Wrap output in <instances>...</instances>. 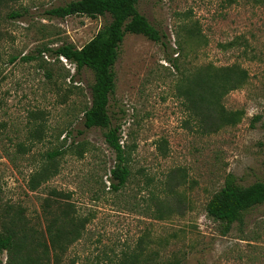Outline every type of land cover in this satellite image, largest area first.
Returning <instances> with one entry per match:
<instances>
[{
  "label": "rangeland",
  "instance_id": "obj_1",
  "mask_svg": "<svg viewBox=\"0 0 264 264\" xmlns=\"http://www.w3.org/2000/svg\"><path fill=\"white\" fill-rule=\"evenodd\" d=\"M70 1L0 0L1 216L20 214L45 241V202L81 221L80 238L50 251L48 264H264V203L227 230L205 212L225 182L264 181V0H138L164 38L125 34L113 67L108 114L130 172L117 192L103 131L82 125L91 72L43 51L82 47L108 22L46 15ZM204 65L247 73L222 100L240 119L212 134L198 130L178 92L181 74ZM54 150L62 155L43 172Z\"/></svg>",
  "mask_w": 264,
  "mask_h": 264
},
{
  "label": "trees",
  "instance_id": "obj_2",
  "mask_svg": "<svg viewBox=\"0 0 264 264\" xmlns=\"http://www.w3.org/2000/svg\"><path fill=\"white\" fill-rule=\"evenodd\" d=\"M138 0H74L63 6L46 11L49 17L64 18L82 15L95 19L108 17V22L82 47L62 44L55 49L44 48L56 58H64L74 65L75 72L88 69L92 74L90 105L82 109V125L85 129L98 128L103 131L107 147L114 153L115 162L109 171L108 185L117 192L128 181L127 156L120 144V132L112 126L108 114L109 98L115 89L113 67L119 56V48L125 34L141 35L155 43H162L161 34L137 10ZM15 16L17 14H14ZM178 92L183 105L196 120L198 130L212 134L226 126H234L241 117L240 112H228L222 105L223 97L230 91L240 89L246 82L247 73L236 66L215 67L204 65L188 75L181 74ZM264 117V108L262 114ZM77 145V153L83 150ZM62 155L54 150L47 155L48 165L43 170L54 169V159ZM41 172V173H43ZM40 174V173H39ZM37 174V175H39ZM264 203V181L248 186H239L229 181L216 191L205 205L206 215L225 226V230L240 221L243 213ZM49 203H44L43 211L48 222L45 227L47 241L28 226L20 214H0V256L7 254L6 264H48V255L61 253L80 238L81 221L70 215L69 209L58 207L59 213L48 211ZM31 250L24 260V250ZM31 252L34 253L33 255ZM39 252V254H38ZM121 264H181L179 261L162 263L136 258Z\"/></svg>",
  "mask_w": 264,
  "mask_h": 264
},
{
  "label": "built area",
  "instance_id": "obj_3",
  "mask_svg": "<svg viewBox=\"0 0 264 264\" xmlns=\"http://www.w3.org/2000/svg\"><path fill=\"white\" fill-rule=\"evenodd\" d=\"M62 58V57H61ZM63 59V61H66L64 58H62Z\"/></svg>",
  "mask_w": 264,
  "mask_h": 264
}]
</instances>
